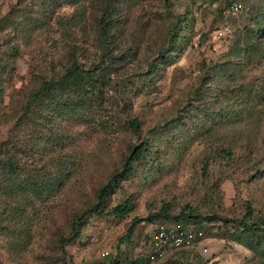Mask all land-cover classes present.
Segmentation results:
<instances>
[{
	"label": "rangeland",
	"instance_id": "374dc122",
	"mask_svg": "<svg viewBox=\"0 0 264 264\" xmlns=\"http://www.w3.org/2000/svg\"><path fill=\"white\" fill-rule=\"evenodd\" d=\"M76 61L101 69L44 87ZM141 143L107 200L133 212L90 211ZM1 148L20 169L5 179L0 158V264H130L161 223L204 229V245L144 264H264L263 235L182 215L251 201L264 226V0H0Z\"/></svg>",
	"mask_w": 264,
	"mask_h": 264
},
{
	"label": "trees",
	"instance_id": "16d2710c",
	"mask_svg": "<svg viewBox=\"0 0 264 264\" xmlns=\"http://www.w3.org/2000/svg\"><path fill=\"white\" fill-rule=\"evenodd\" d=\"M107 27L104 26L103 33L106 34ZM101 69V63L95 64L94 66L87 67L84 64H80L79 62H74L67 70V72L62 75L59 79L50 80L48 82H45L44 87L46 89H50L52 87L58 88L61 85H64V83L73 76L78 74H85V75H92L96 73L98 70ZM81 86L83 84L81 83ZM40 96L39 92L33 94V97ZM131 127L135 131V133H139V121L138 119H133L130 122ZM144 148V143L139 144L138 146L133 148V151L129 156H127L124 165L121 170H118L115 172L109 179L107 183H105L98 192V201L97 203L90 209L93 211H97L102 215H105L107 217H115L119 219H126L129 217L130 213L133 212L134 206H133V200L132 196L125 195L126 199L123 202L115 201L110 206L107 205V200L110 198L111 194L116 195L118 192V189L121 186V181L126 179L133 171L134 162L137 160H140L143 156L142 151ZM3 148L0 149V158L4 159V169L8 172H4V178L8 180H12V178L18 176L19 167L17 164V157L13 154H9L6 158H3L4 152L2 151ZM25 191L24 188H22L19 184H13V181L5 188L4 192L9 193L13 196L19 195ZM118 200L117 198H115ZM171 209V204L164 205L160 212L168 215L169 211ZM254 214V208L252 206V202L248 201L246 204V212L239 217H228V216H221L219 214H212V215H202V213L199 211L195 214L193 210L191 209L189 212L183 211L182 215L192 219L193 221L198 220H205L209 222L213 221H223L225 224L233 223L237 226H240L247 231H251L253 233H258L260 235L264 236V226H259L254 222H250V219H252ZM89 223V218L84 213L81 215L77 220L74 221L72 224L71 232L68 235L62 236L60 241V247L64 254H66V245L71 244L73 241L79 239L82 235V230L84 226H86ZM176 252V251H175ZM171 256V255H170ZM169 256V257H170ZM168 257V258H169ZM150 262L146 257L145 259H136L133 260L130 264H144V262Z\"/></svg>",
	"mask_w": 264,
	"mask_h": 264
},
{
	"label": "built area",
	"instance_id": "2783aa9c",
	"mask_svg": "<svg viewBox=\"0 0 264 264\" xmlns=\"http://www.w3.org/2000/svg\"><path fill=\"white\" fill-rule=\"evenodd\" d=\"M232 7L234 11H238L243 5L235 1ZM206 237L204 229L187 228L180 223L173 225L161 223L150 233V242L145 247L144 255L150 262L165 260L181 248L204 245Z\"/></svg>",
	"mask_w": 264,
	"mask_h": 264
}]
</instances>
